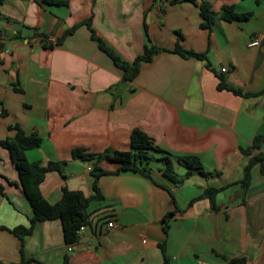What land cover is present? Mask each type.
Returning <instances> with one entry per match:
<instances>
[{
  "label": "crops",
  "instance_id": "1",
  "mask_svg": "<svg viewBox=\"0 0 264 264\" xmlns=\"http://www.w3.org/2000/svg\"><path fill=\"white\" fill-rule=\"evenodd\" d=\"M201 1L0 0V226H28L33 214L16 160L2 144L15 126L42 138L40 147L26 151L28 160L65 161V177L52 170L40 185L49 202L60 200L64 186L91 198L89 224L71 251L60 219H50L38 222L23 246L0 230V261L24 264L22 247L25 258L42 264H165L164 242L169 264L242 257L244 264H264L261 163L253 164L246 191L238 183L250 159L263 153L241 148L264 136V0H207L215 13L211 28L201 26ZM225 5L251 16L226 20ZM85 20L128 62L147 43L169 50L143 62L126 81ZM74 26L61 44L49 46ZM256 34L260 43L250 46ZM177 43L206 53L207 60L173 52ZM221 76L249 94L219 89ZM135 128L171 154L182 181L164 176L161 155L162 165L149 164V176L117 171L118 162L104 159L100 165L109 172L98 178L101 196L94 197V163L73 159L72 149L128 150ZM183 155L198 157L209 174H188L177 160ZM208 186L220 188L216 209L200 197Z\"/></svg>",
  "mask_w": 264,
  "mask_h": 264
},
{
  "label": "trees",
  "instance_id": "2",
  "mask_svg": "<svg viewBox=\"0 0 264 264\" xmlns=\"http://www.w3.org/2000/svg\"><path fill=\"white\" fill-rule=\"evenodd\" d=\"M180 1H191L197 3V0H171V2ZM52 2L63 3L62 1ZM198 6L200 8V14L203 19L201 26L203 28L213 27L215 22V13L211 8V4L207 0H202L200 3H198ZM221 16L226 20H240L248 19L251 16V13H237L234 10L233 6L225 5L222 7ZM84 23H86L89 27L91 31V37L97 42L99 48L104 51L112 59L114 64L123 71V79L126 81H131L138 75L141 64L143 62L151 61L159 52L169 50L164 47H158L154 44L147 43L143 48V52L139 54L132 62H128L124 60L112 47H110L101 37L96 34L90 20H85ZM74 29L75 26L65 31V33L60 38H58L55 43H50L49 46L51 47L55 44H61L65 36L72 33ZM37 35L41 36L39 34ZM0 47H2V45H0ZM172 51L180 54L183 57L194 56L198 59L207 60L206 53H199L194 50L184 48L179 43L176 44ZM207 65H209V62H207ZM217 87L219 89L230 90L237 95L249 94L243 92L242 89L236 88L227 83L225 78L222 76L220 77V81ZM14 128L16 130L15 134L4 140L2 144L8 148V150L16 160L15 163L18 172L19 184L32 207L33 214L30 217L28 226L17 225L11 229L5 226H0V230L7 229L12 232L20 239L23 246L25 236L31 234L34 231L38 222L50 219H60L62 223L65 243L69 245L77 242L80 237L78 233L79 228L82 225L86 226L87 224H89V204L91 198L85 196V194L80 190H70L66 186H64L60 200L55 203L49 202L42 194L40 185L44 180L46 173L52 170L59 171L65 177V174H63L65 161L51 160L44 165L40 161L28 160L26 151L28 149L40 147L42 144V138L36 133L27 134L19 127L15 126ZM253 148H264V136H256L254 138L252 147H242L241 150L245 154H250ZM154 152L159 153L164 160V176L172 182L180 183L183 178H179L177 176L171 154L157 145L154 139L140 128L133 129L130 136V148L128 150L106 149L103 152L94 153L84 149L83 147H76L72 149L71 155L73 159L93 161L94 164L91 172L94 176L93 189L96 192L94 197H100L101 194L97 185V180L102 174L109 172L100 165V162L102 160L107 159L118 162L120 165L117 171L133 170L149 176V164L151 158H154ZM177 160L183 162V164L188 168V174L193 170H198L203 175L209 174L204 171L201 160L196 156H177ZM256 162L261 163L260 170L264 174V153L252 157L249 163L244 168V175L242 179L238 181L244 191H246L250 185L251 168ZM219 191L220 188L208 186L200 197L209 198L212 207L216 209L217 205L215 202V197ZM174 214V212L166 214L164 217V221L166 222L167 219L173 217ZM168 227V224L165 223V232L168 231ZM159 245L164 253L165 264H169V258L165 252L164 242H160ZM21 251L22 261L24 264H42L41 261L34 257L25 258L22 247ZM245 262L246 258L242 257L234 258L225 264H244Z\"/></svg>",
  "mask_w": 264,
  "mask_h": 264
},
{
  "label": "built area",
  "instance_id": "3",
  "mask_svg": "<svg viewBox=\"0 0 264 264\" xmlns=\"http://www.w3.org/2000/svg\"><path fill=\"white\" fill-rule=\"evenodd\" d=\"M260 40H261V35L260 34H256L252 37V39L250 40V43L249 45L250 46H256L260 43ZM223 71H226V68H222ZM263 153H264V148L262 149ZM91 166H88V169L91 170ZM108 226L109 227H113L114 226V223L111 221L108 223ZM85 225H82L79 230H78V233L79 235L82 233V231L85 229ZM67 249L68 251H71L72 250V244H69L67 246ZM0 264H11L9 261H0Z\"/></svg>",
  "mask_w": 264,
  "mask_h": 264
},
{
  "label": "rangeland",
  "instance_id": "4",
  "mask_svg": "<svg viewBox=\"0 0 264 264\" xmlns=\"http://www.w3.org/2000/svg\"><path fill=\"white\" fill-rule=\"evenodd\" d=\"M159 155H160L159 153L154 152V158L152 157L151 161H150L151 166L154 167V166H157V164H161L162 163Z\"/></svg>",
  "mask_w": 264,
  "mask_h": 264
}]
</instances>
